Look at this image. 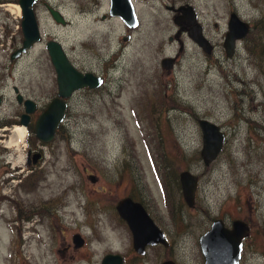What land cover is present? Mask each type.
I'll return each mask as SVG.
<instances>
[{
    "label": "rangeland",
    "instance_id": "obj_1",
    "mask_svg": "<svg viewBox=\"0 0 264 264\" xmlns=\"http://www.w3.org/2000/svg\"><path fill=\"white\" fill-rule=\"evenodd\" d=\"M93 1L38 0L40 42L11 69L1 68L6 101L0 114L18 108L12 85L37 99L39 109L57 92L45 47L49 38L63 45L77 68L101 75L103 82L72 95L36 170L25 160L26 138L11 147L10 158L19 166L5 188L13 202H4L0 216V264H99L105 253L119 254L123 264L168 258L201 264L197 238L213 217L226 225L244 221L248 232L239 264H264V0H182L193 6L214 44L210 57L176 30L166 8L176 6L174 0H135L138 25L131 30L116 18L99 20L105 7ZM43 2L67 24L56 23ZM12 10L17 21L10 31L22 43V17ZM230 11L252 28L226 57L222 41ZM4 19L0 12L1 66L10 64ZM175 33L179 39L171 37ZM126 34L129 39L121 40ZM174 54L171 68L160 66ZM198 118L224 133L206 167L199 156ZM182 170L199 175L193 208L176 185ZM124 196L142 203L168 247L133 251L131 234L114 209ZM75 233L83 240L77 248Z\"/></svg>",
    "mask_w": 264,
    "mask_h": 264
},
{
    "label": "water",
    "instance_id": "obj_2",
    "mask_svg": "<svg viewBox=\"0 0 264 264\" xmlns=\"http://www.w3.org/2000/svg\"><path fill=\"white\" fill-rule=\"evenodd\" d=\"M36 2L37 0H19L18 2L22 14L21 32L23 39L21 46L11 55L12 59L26 53L41 40L40 28L34 10ZM114 4L111 3L109 14L119 16L127 26L133 28L137 20L129 2L126 6L120 4L119 7L116 6L117 3ZM47 10L56 23L61 25L66 23L65 18L57 9L48 6ZM227 25L228 29L225 32L222 46L225 55L230 57L234 50L235 41L246 33L248 26L245 22L240 21L234 13L230 14ZM190 37L202 49L207 50L208 44L201 35L192 33ZM125 39L127 37L123 40ZM46 50L56 73L57 96L46 105L35 122V136L42 142H50L54 139L58 127L65 119L68 106L66 100L72 95V92L86 86L95 88L102 82L100 76L78 72L69 61L62 44L57 40L47 41ZM160 66L169 69L171 67L170 60L163 58L160 61ZM15 89L17 90V88ZM16 100L25 107V112L16 125L26 129L30 114L36 109V103L30 98L24 99L20 93L16 95ZM198 126L201 131L199 153L203 164L207 165L219 153L224 137L215 124L205 119H199ZM37 158L38 155H34V161ZM89 177L94 182V176ZM178 180L185 204L192 207L197 177L187 170H182L178 173ZM114 208L131 234V247L136 254H144L145 248L148 246L157 244L163 247L167 246L168 243L163 232L155 225L139 202L125 196L117 200ZM247 232L248 226L242 220L234 219L229 227H225L221 220L214 219L209 228L198 237L203 264H239L242 239ZM72 243L73 247L77 248L82 245L83 240L79 234L75 233L72 234ZM99 264H123V259L119 254L105 253ZM159 264H175V262L172 259H165Z\"/></svg>",
    "mask_w": 264,
    "mask_h": 264
},
{
    "label": "flooded vegetation",
    "instance_id": "obj_3",
    "mask_svg": "<svg viewBox=\"0 0 264 264\" xmlns=\"http://www.w3.org/2000/svg\"><path fill=\"white\" fill-rule=\"evenodd\" d=\"M18 2L19 0H0V12L4 13L5 16H6V19H4L3 21V24L6 28V35H5V38H6V43L8 41V39L10 38V49H9V53H8V62L10 63L9 65H3L1 66L0 65V72H1V68L2 67H6V68H12V63L15 61V60H18L21 56H19L18 58H15V59H12L11 58V55L13 54V52H15L22 44L20 43L19 41V38H18V32L16 31H13L12 34H11V26L13 27V24L15 23V21H17V18H13L9 15V12L13 13L14 11L12 10V8H14L15 5H18ZM38 2V0H37ZM37 2L35 4H37ZM117 3L118 5H116L117 7H119L120 4H122L123 6H126L127 3L129 2V4L132 6V9L134 11V14L136 16V10H135V0H94L92 2V4L94 6H97V5H100V4H103L104 7H105V10L103 12L100 13V15L98 16L99 17V20H106V19H110V18H116L118 20L121 21V23L125 26V28L131 30L135 27H137L138 25V19H137V16H136V20H137V23L136 25L133 27V28H130L129 26H127L123 20L119 17V16H111L109 14V9H110V6H111V3ZM174 3H176V6H174L173 4L169 5V6H166V8L172 13V16H171V20L172 22L174 23V25L177 27L176 30L178 32H181L182 35H185L186 37H188L192 44L198 48L199 51H201V53L206 56V57H210L211 56V53H212V50L214 49V44H212V42L210 41L209 37H207L204 33V29L202 28L201 24L197 21V15L195 14L194 12V8L193 6L188 3V2H182V0H174L173 1ZM45 7L47 8L48 6H51L49 5L48 2H43ZM114 4V5H115ZM11 5V7H10ZM11 10V11H10ZM231 13H234L236 15V17L242 21V22H245L248 26L247 28V31L246 33L240 38H244L248 33H249V30L250 28H252V25L249 24V22L243 20L242 18H240V16L234 12V11H230L229 14H228V18H227V22H226V31L228 29V20H229V16ZM38 20V19H37ZM19 21V20H18ZM66 23L64 25L67 24V20H65ZM256 24H258V22H255ZM11 25V26H10ZM19 26V25H18ZM40 28V27H39ZM11 30V31H10ZM16 30H19V28H17ZM225 31V32H226ZM41 33V32H40ZM197 34V35H201L203 37V39L207 42L208 44V48L207 50H204L202 49V47L194 42L191 37H190V34ZM225 35V33H224ZM224 35H223V38H224ZM127 37V40L129 39V34H126L124 36L121 37V40H123L124 38ZM171 37H175L177 39H179V36L177 33L173 34V36ZM54 38H49L46 40L45 42V47H46V43L47 41L49 40H52ZM170 39V38H169ZM55 40V39H54ZM40 42V41H39ZM38 43V42H37ZM36 44V43H35ZM34 44V45H35ZM205 44V45H207ZM33 45V46H34ZM63 46V45H62ZM235 46V45H234ZM223 47V46H222ZM64 48V47H63ZM8 49V48H7ZM32 49V48H31ZM65 50V49H64ZM224 50V48H223ZM28 52V51H27ZM234 52V50H233ZM232 52V54H233ZM48 53V52H47ZM66 53V51H65ZM225 54V52H224ZM23 55V54H22ZM69 61L71 62L72 66L80 73H91L93 76H100L101 79H102V82H103V77L101 75H96V74H93L92 72L90 71H86V70H82V69H79L76 67V65L73 63V61L69 58L68 54L66 53ZM226 56V55H225ZM227 57V56H226ZM164 58H167L170 60V64H171V67L172 65L175 63L176 61V58H177V54H174L172 57H164ZM163 59V58H162ZM161 59V60H162ZM49 60H50V57H49ZM51 63V61H50ZM170 67V68H171ZM51 69L54 70V67L51 63V66H50ZM167 70V69H166ZM55 72V70H54ZM55 79H56V73H55ZM101 82V84H102ZM4 84V81L3 79L1 78L0 76V98H1V104H0V107L5 103L6 101V96H5V93L2 92V86ZM57 84V83H56ZM100 84V85H101ZM99 85V86H100ZM98 86V87H99ZM17 88V90L15 89ZM97 87L95 88H89V87H83L81 89H78V90H75L72 92V95L78 91H92L94 89H96ZM12 90H13V93H14V97H15V100H16V95L18 93L22 94L20 89L18 87H16V85H12ZM23 95V94H22ZM72 95L66 100L67 101V105H68V102H69V99L72 98ZM57 96V92L53 95V96H50L47 103L45 104V107L46 105L54 98ZM23 98L24 99H27L29 97H25V95H23ZM32 99L35 103H36V109L33 113L30 114V117H29V121H28V125H27V128H26V131H27V135H26V139H27V143L25 145V151H24V154H25V160H26V163H27V166L30 167L31 171L32 170H36V166H40V164H42L43 160H44V157H45V150L46 148H48L49 146V143L50 142H42V141H39L38 139H34L32 135H35V122L39 116V114L42 112V110L45 108H42V109H39V106H38V100L37 99H33V98H30ZM16 103H17V106L18 108L14 109L12 112L10 113H7V114H0V216L2 214V210H3V204L4 202H6L7 200H11V202H13L12 200V194L8 195L6 194V191H5V188H10L11 187V182H12V178L13 176H11V173L13 172V168H17L18 170V166L19 165H16V164H13V161L11 160L10 158V153L12 152L13 148H11L12 146H10L8 144V141L11 137V131H12V128L15 124L19 123L20 120H21V117L22 115L24 114L25 112V107L23 104H19L16 100ZM40 111V113L37 114V111ZM67 110H68V106H67V109H66V113H65V117L67 115ZM199 119H205V118H198L196 120V123L198 125V120ZM207 120V119H205ZM208 121V120H207ZM210 122V121H209ZM212 123V122H211ZM214 124V123H213ZM61 125V124H60ZM216 125V124H215ZM217 126V125H216ZM219 126V125H218ZM217 126V127H218ZM60 127V126H59ZM59 127L56 131V134L60 131L59 130ZM199 128V126H198ZM200 130V129H199ZM218 130L222 133L223 137H224V133L218 128ZM201 132V131H200ZM55 134V136H56ZM224 140V139H223ZM223 144V143H222ZM222 147V146H221ZM200 152V150H199ZM34 155H38V158L36 161H34ZM218 155V154H217ZM216 155V157H217ZM199 156H200V153H199ZM215 157V158H216ZM201 158V157H200ZM214 158V159H215ZM202 161V160H201ZM213 161V160H212ZM211 161V162H212ZM211 162H209L207 165H204L203 166H208ZM203 163V162H202ZM189 171V170H187ZM190 172V171H189ZM191 174H193L192 172H190ZM197 177V183H198V179H199V175L197 174H193ZM178 185V189L180 190V185H179V180H178V176H177V184ZM196 189H197V185H196ZM196 189L194 191V203H195V195H196ZM181 193V191H180ZM125 197V196H124ZM130 197V196H128ZM132 200L134 201H137L135 199H133L132 197H130ZM181 198H182V195H181ZM183 200V198H182ZM117 202V201H116ZM139 202V201H137ZM184 202V200H183ZM140 203V202H139ZM142 205V203H140ZM185 204V202H184ZM186 205V204H185ZM143 206V205H142ZM187 206V205H186ZM188 207V206H187ZM194 205L192 207H188V208H193ZM144 208V206H143ZM115 209V208H114ZM145 209V208H144ZM146 211V209H145ZM147 212V211H146ZM148 214V213H147ZM214 219H219L221 220L220 218L218 217H213L210 221V224L211 222L214 220ZM222 221V220H221ZM223 222V221H222ZM231 223V222H230ZM209 224V226H210ZM224 224V223H223ZM225 227H229V225H226L224 224ZM207 230V229H206ZM205 230V231H206ZM204 231V232H205ZM164 234V233H163ZM201 235V234H200ZM199 235V236H200ZM165 236V235H164ZM198 236V237H199ZM246 237V236H245ZM244 237V238H245ZM166 238V237H165ZM243 238V239H244ZM242 239V241H243ZM168 243V242H167ZM197 244H198V238H197ZM169 244H167L166 247H168ZM198 248H199V245H198ZM200 251V249H199ZM201 254V253H200ZM169 259V258H168ZM201 264H203V259H202V256H201ZM174 261V260H173ZM175 262V261H174ZM175 264H177L175 262Z\"/></svg>",
    "mask_w": 264,
    "mask_h": 264
},
{
    "label": "bare ground",
    "instance_id": "obj_4",
    "mask_svg": "<svg viewBox=\"0 0 264 264\" xmlns=\"http://www.w3.org/2000/svg\"><path fill=\"white\" fill-rule=\"evenodd\" d=\"M14 8L18 12V14L21 13V9L19 5H15ZM26 135H27L26 129L23 126L16 125L12 128L11 137L8 141V144L10 146H17L19 144H22L23 141L25 140Z\"/></svg>",
    "mask_w": 264,
    "mask_h": 264
}]
</instances>
